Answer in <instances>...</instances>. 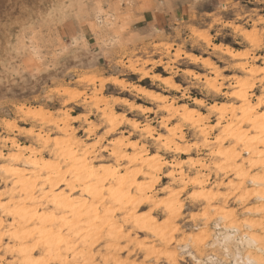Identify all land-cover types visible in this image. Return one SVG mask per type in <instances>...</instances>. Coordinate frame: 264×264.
I'll list each match as a JSON object with an SVG mask.
<instances>
[{
  "label": "bare ground",
  "instance_id": "bare-ground-1",
  "mask_svg": "<svg viewBox=\"0 0 264 264\" xmlns=\"http://www.w3.org/2000/svg\"><path fill=\"white\" fill-rule=\"evenodd\" d=\"M226 24L244 37L246 50L212 42L196 29L192 33L213 51L238 60L237 74L224 77L207 56L171 53L209 69L202 81L213 93L210 105L200 97L184 103L187 97L171 96L183 89L173 76L151 73L132 62L130 69L139 81L153 79L168 89L155 91L117 76H85L84 82L100 84L83 102L96 110L101 123L72 113L69 106L81 93L68 87L57 89L66 100L56 113L18 108L33 121L31 127L4 119L8 130L0 136V264H160L162 259L177 264L178 246L188 243L202 259L207 238L188 242L187 236L178 237L186 227V207L197 211L189 216L195 228H246V240L264 254V39L257 30ZM172 61L161 59L158 66L169 74L175 68ZM183 71L194 79L201 76ZM110 82L128 96L106 95ZM197 100L204 104L197 106ZM153 112L161 114L158 125L143 118ZM79 122L84 135L78 134ZM21 134L28 137L25 143L17 139ZM245 150L251 154L241 162ZM137 253L143 254L141 261L131 259ZM251 259L264 264V255Z\"/></svg>",
  "mask_w": 264,
  "mask_h": 264
},
{
  "label": "rangeland",
  "instance_id": "rangeland-1",
  "mask_svg": "<svg viewBox=\"0 0 264 264\" xmlns=\"http://www.w3.org/2000/svg\"><path fill=\"white\" fill-rule=\"evenodd\" d=\"M152 12L157 17L151 21L148 16H152ZM262 22L264 0H0V136L8 130L4 119L16 122L20 127H31L33 121L26 119L18 109L22 105L56 113L66 100L57 93V89L63 87L81 93V97L69 106L75 116L87 114L97 124L101 123L96 110L83 102V97L100 84L84 82L81 79L85 76H117L155 91L168 89L153 79L139 81L140 76L130 69L132 62L138 67H149L151 73L173 76L186 96L181 95L182 92H173L171 96L187 97L184 103L200 97L210 105L214 101L213 93L205 89L202 81L209 69L188 58L176 59L171 53L180 50L210 57L228 78L238 73L235 65L238 60L213 51L193 35L192 30L204 33L212 42L242 51L248 48V43L226 23L241 25L246 31L257 30L264 39ZM260 55L263 57L264 52L261 51ZM161 59H174V71L164 73L158 66ZM183 70H192L201 75L200 79L192 78ZM227 83L224 84L225 90L230 88ZM106 88L108 96H128L120 94L122 88L111 82ZM131 93L136 95L135 91ZM156 105L157 102L152 104L154 111ZM160 116V113L153 112L144 114L143 118L158 125ZM83 125L82 122L75 123L79 135H84L80 130ZM188 134L193 135V131ZM21 135L17 139L25 143L28 137ZM212 178L215 179L214 175ZM187 208L183 220L186 227L178 237L187 236L188 242L193 237V240L207 238L213 247L206 244L208 250L200 259L190 246L192 243H188V247L183 245L184 249L178 246L177 264H255L252 256L264 255L247 241L244 236L246 228L242 231L226 230L212 225L205 232L193 226L189 216L196 210ZM131 259L141 261L143 254L132 255ZM159 263L167 264L165 259Z\"/></svg>",
  "mask_w": 264,
  "mask_h": 264
},
{
  "label": "snow or ice",
  "instance_id": "snow-or-ice-1",
  "mask_svg": "<svg viewBox=\"0 0 264 264\" xmlns=\"http://www.w3.org/2000/svg\"><path fill=\"white\" fill-rule=\"evenodd\" d=\"M261 26L264 27V22H262ZM261 51L264 52V46L261 47ZM166 83H167V82H166ZM175 87L179 88V85H176ZM217 91H218V90H217ZM195 104H196L197 106H200V105L204 104V101H203V100H197V101H195ZM205 107H206V105H205ZM213 107H215V106H213ZM261 110L264 111V109H261ZM142 111L145 112V113H150V112H151V109H142ZM127 123H128V124H132L133 122H132L131 120H129V121H127ZM136 127H139V126L137 125ZM162 127H166V126H163V125H162ZM168 131L171 132L170 129H169ZM252 132L255 133V129H253ZM149 135H150V133H149ZM260 146H261L262 148H264V141L261 142ZM241 147H243L242 144H241ZM250 154H251L250 150H245L244 155L240 156V158H239L240 161H241V162H244L245 157L248 156V155H250ZM169 175H171V174L169 173ZM233 175L235 176L236 173H233ZM147 259H148V258L145 257V260H147ZM7 264H15V262H14V261H11V262H7Z\"/></svg>",
  "mask_w": 264,
  "mask_h": 264
},
{
  "label": "crops",
  "instance_id": "crops-1",
  "mask_svg": "<svg viewBox=\"0 0 264 264\" xmlns=\"http://www.w3.org/2000/svg\"><path fill=\"white\" fill-rule=\"evenodd\" d=\"M156 17H157V16H156L155 12H152V16H151V15L148 16L149 20H151V21H152V20H155Z\"/></svg>",
  "mask_w": 264,
  "mask_h": 264
}]
</instances>
